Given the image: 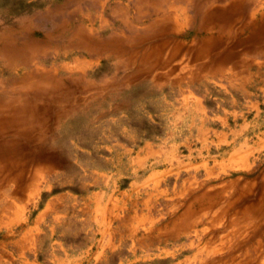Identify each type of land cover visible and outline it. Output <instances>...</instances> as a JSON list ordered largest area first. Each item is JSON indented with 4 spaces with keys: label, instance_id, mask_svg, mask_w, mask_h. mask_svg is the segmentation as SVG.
I'll return each mask as SVG.
<instances>
[{
    "label": "crops",
    "instance_id": "obj_1",
    "mask_svg": "<svg viewBox=\"0 0 264 264\" xmlns=\"http://www.w3.org/2000/svg\"><path fill=\"white\" fill-rule=\"evenodd\" d=\"M243 9L250 19L131 26L135 56L89 55L92 68L101 56L111 61L108 100L152 87L168 127L132 145L119 143L123 162L90 169L83 182L92 188L85 190L82 184L52 191L51 171L60 165L45 167L16 149L15 180L0 183V264H153L155 257H173L209 198L195 191L190 174L219 161L230 168L236 154L247 155L236 141L262 132L254 128L264 120V0ZM222 145L221 159H212L208 150ZM25 154L32 163L21 161ZM47 154L56 152L48 147ZM183 170L190 174L180 178Z\"/></svg>",
    "mask_w": 264,
    "mask_h": 264
},
{
    "label": "rangeland",
    "instance_id": "obj_2",
    "mask_svg": "<svg viewBox=\"0 0 264 264\" xmlns=\"http://www.w3.org/2000/svg\"><path fill=\"white\" fill-rule=\"evenodd\" d=\"M13 1L0 0V92L7 98L4 88L13 78L18 81L36 73L35 68L45 70L40 72L45 80L40 86L53 98L51 113L59 110V116L50 114L44 132L39 113L24 120L22 127H29L30 137L23 138L27 144L23 150L30 156L34 154L35 162L45 167L60 165V169L51 171L52 191L77 190L82 184L84 190L92 188L83 182L88 180L90 169L123 162L125 154L119 143L132 145L138 137L160 135L168 127L166 112L158 109L163 101L156 99L152 87L140 90L135 86L121 92L116 100H108L104 88L107 72L112 71L111 61L101 56L92 68L89 55L135 56L139 49L134 39L138 34L131 26L148 24L151 28L159 21L181 25L193 19L202 22L251 17V11L246 13L243 7L230 10L223 6L229 0H24L29 9L20 12H14ZM33 43L38 44L34 58L28 57ZM9 47L15 53L5 51ZM29 88L23 86L22 90ZM55 96L59 98L55 100ZM23 100L24 96L15 95V105ZM118 101L120 107L113 108ZM15 114L16 124L20 120ZM258 129L262 131L258 138L252 135L236 141V149L245 150L247 155L236 154L232 164L226 165L230 168L220 164L226 149L222 145L208 150L212 159H218L217 165L205 171L180 173V178L190 174L195 191L206 190L209 198L205 194L204 206L194 214L192 227L180 235V246L173 257H155L153 264H167L169 259L179 264H264V211H246L264 199V120L254 131ZM181 146L180 152L185 149ZM48 147L56 154H47ZM28 154L20 157L22 162L32 163ZM11 158L15 155L2 156L5 160ZM39 179L43 181V176ZM44 195L42 191L38 205Z\"/></svg>",
    "mask_w": 264,
    "mask_h": 264
},
{
    "label": "bare ground",
    "instance_id": "obj_3",
    "mask_svg": "<svg viewBox=\"0 0 264 264\" xmlns=\"http://www.w3.org/2000/svg\"><path fill=\"white\" fill-rule=\"evenodd\" d=\"M210 1L215 2L221 0H210ZM246 1L248 0H229L226 7L229 8L230 10H237L239 8H242L246 4ZM37 45L38 44L36 43L35 46L33 47V50L30 49L28 57L30 56L34 58L37 56L38 53ZM7 50L8 52L15 53V49L13 47L11 48L9 47L5 49V51ZM34 72L36 73L27 74L18 81H15V78L9 81L7 83L8 86L4 88V91L6 92L5 96L7 95V98H3L2 93L0 92V183H2L4 180H7L9 178L12 179L13 181L15 180V158H11V160L10 159L5 160L2 159V156L6 154L15 155L16 149L23 150L25 145H27L25 140H29L27 137L29 134V127L27 129H25V127L24 128L22 127L24 124V120L33 117L34 113L37 114L39 113L40 129L42 132H44L46 124L49 120V116L50 114L53 113L52 105L50 103L51 101H53V98H51L50 96L48 97V94L44 91V88L40 86V84L42 85V83H44L45 81L44 78H43L44 81L42 80V74L45 73V70L40 68H35ZM33 78L36 79L33 80ZM33 85L35 86L32 87ZM23 86H29L30 88L31 87L32 88L27 89V91H23L22 90ZM15 95H21V97L24 96V100L21 101L20 104L15 105ZM56 98L59 97L55 96L54 99L56 100ZM15 112H17V116L19 117L20 120L16 124H15V118H16ZM59 112L60 111L57 110L52 115L54 117H57L59 116ZM23 138L25 140H23ZM15 139L17 140L15 141ZM246 211H254V212L264 211V199L258 201L256 204H253L252 206H248Z\"/></svg>",
    "mask_w": 264,
    "mask_h": 264
},
{
    "label": "trees",
    "instance_id": "obj_4",
    "mask_svg": "<svg viewBox=\"0 0 264 264\" xmlns=\"http://www.w3.org/2000/svg\"><path fill=\"white\" fill-rule=\"evenodd\" d=\"M14 12H20L24 10H28V3L25 2L24 0H14Z\"/></svg>",
    "mask_w": 264,
    "mask_h": 264
}]
</instances>
